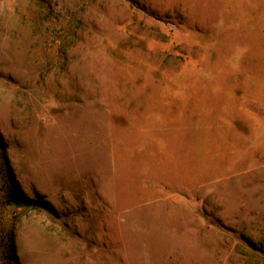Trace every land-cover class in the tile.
<instances>
[{"label": "rangeland", "instance_id": "374dc122", "mask_svg": "<svg viewBox=\"0 0 264 264\" xmlns=\"http://www.w3.org/2000/svg\"><path fill=\"white\" fill-rule=\"evenodd\" d=\"M0 264H264V0H0Z\"/></svg>", "mask_w": 264, "mask_h": 264}, {"label": "trees", "instance_id": "16d2710c", "mask_svg": "<svg viewBox=\"0 0 264 264\" xmlns=\"http://www.w3.org/2000/svg\"><path fill=\"white\" fill-rule=\"evenodd\" d=\"M16 192L17 190L15 188L12 189L10 199L8 200L9 205L15 207L29 208V209H34L36 207V204L33 200L22 197Z\"/></svg>", "mask_w": 264, "mask_h": 264}]
</instances>
